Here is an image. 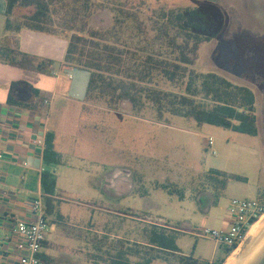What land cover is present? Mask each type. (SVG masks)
<instances>
[{"label":"rangeland","instance_id":"374dc122","mask_svg":"<svg viewBox=\"0 0 264 264\" xmlns=\"http://www.w3.org/2000/svg\"><path fill=\"white\" fill-rule=\"evenodd\" d=\"M24 1H17L13 21H22L38 10ZM113 1L125 5L121 15L125 22L118 28L122 39L138 35L137 25L152 37L153 10L197 7L219 11L223 30L200 46L192 69L250 88L256 97L258 135L200 126L191 118L167 112L160 116L146 100L136 112L130 102L108 97L93 95L85 101L68 98V102L57 99L51 109L50 131L60 162L48 165L50 170L56 169L57 183L54 197L44 199L49 216L48 244L42 250L48 257L46 264H93L90 257L100 254L101 248L104 251L126 238L134 241H126L134 263L153 257L150 264L221 259L225 247L194 234L205 228L220 229L217 221L224 205L234 198L253 199L257 187L262 190L258 200L264 204V180L259 182L257 177L264 169V0ZM248 3L258 7H246ZM117 15L114 7L98 8L90 19V29H112ZM72 34L64 32L56 37L68 44ZM154 77L152 86L156 89L183 92L184 86H174L161 74ZM211 137L215 155L206 147ZM215 169L226 173L224 186ZM124 171L129 174L119 175L113 185L109 175ZM209 199L216 202L210 211L206 209ZM155 228L176 237L180 252L187 258L146 246ZM256 248L259 250L251 258ZM231 255L236 264L260 261L264 255V218L225 262Z\"/></svg>","mask_w":264,"mask_h":264},{"label":"trees","instance_id":"16d2710c","mask_svg":"<svg viewBox=\"0 0 264 264\" xmlns=\"http://www.w3.org/2000/svg\"><path fill=\"white\" fill-rule=\"evenodd\" d=\"M6 1L7 32H19L23 28L61 36L64 32H73L68 39L64 65L92 72L86 100L95 95L128 101L136 112L142 110L146 100L155 106L160 116L167 112L191 118L200 126L207 124L249 136L258 135L254 92L215 73L200 74L192 69L200 46L217 38L223 30V16L219 11L197 7L153 10L150 16L152 37L137 25L136 30L141 31L138 35L122 39L118 28L125 22L121 18L125 10L123 3L115 4L113 0H25L38 10L22 21H13L11 14L18 0ZM102 7H114L118 11L115 26L103 32L90 29L92 14ZM136 37L138 43L134 45ZM156 73L174 86H184L183 92L156 89L152 86ZM44 161L46 165L60 162L51 131L46 135ZM213 172L222 177L219 180L224 186L228 180L226 173ZM42 188L46 194L54 195L56 179L52 172L43 173ZM154 230L146 246L153 251L180 252L176 237ZM127 244L120 240L104 251L101 248L100 254L91 256L90 261L93 264H150L155 259L132 262ZM232 251L234 248H222L223 258H218L216 264H224ZM189 264L199 262L190 261Z\"/></svg>","mask_w":264,"mask_h":264},{"label":"crops","instance_id":"0c3cea01","mask_svg":"<svg viewBox=\"0 0 264 264\" xmlns=\"http://www.w3.org/2000/svg\"><path fill=\"white\" fill-rule=\"evenodd\" d=\"M6 12L7 1L0 0V151L3 153L0 159V264H18L17 256L5 239L16 219L31 218L34 199L40 194L43 195V202L46 197H54L44 192L42 176L45 171L55 175L56 169L50 170L46 165L45 146L40 147L35 141H46L47 132L50 131L51 109L57 99L68 102L71 78L66 74L68 68L64 65L67 42L57 35L28 28L7 32ZM121 174L129 173L124 171L109 175L113 185ZM257 177L259 182H263V168ZM239 180L244 178L240 177ZM229 188L230 184L227 185ZM261 193V187L255 188L253 199L258 200ZM212 203L216 204L209 199L207 210H211ZM229 204L224 205L222 218L217 221L220 228ZM116 215L119 220L121 215ZM125 240L134 242L131 238ZM47 244L48 238L45 246ZM176 254L187 258L182 252ZM41 256L44 260L48 258L43 252Z\"/></svg>","mask_w":264,"mask_h":264},{"label":"built area","instance_id":"2783aa9c","mask_svg":"<svg viewBox=\"0 0 264 264\" xmlns=\"http://www.w3.org/2000/svg\"><path fill=\"white\" fill-rule=\"evenodd\" d=\"M35 143L40 147L45 146L44 139H37ZM206 147L207 150H212V154H216L212 137L206 142ZM2 158L3 153L0 151V159ZM31 213L29 219L15 220L12 231L5 241L17 256L18 264H46L41 252L47 241L49 220L44 210L42 194L32 202ZM263 216L264 204L259 200L234 198L226 210L220 229L205 228L194 235L198 238L212 239L217 245L234 248L236 251ZM199 264H216V260H200Z\"/></svg>","mask_w":264,"mask_h":264},{"label":"water","instance_id":"95a60500","mask_svg":"<svg viewBox=\"0 0 264 264\" xmlns=\"http://www.w3.org/2000/svg\"><path fill=\"white\" fill-rule=\"evenodd\" d=\"M65 72L71 78L68 96L78 101H85L89 91L92 72L79 67L68 68ZM257 264H264V255Z\"/></svg>","mask_w":264,"mask_h":264},{"label":"bare ground","instance_id":"6f19581e","mask_svg":"<svg viewBox=\"0 0 264 264\" xmlns=\"http://www.w3.org/2000/svg\"><path fill=\"white\" fill-rule=\"evenodd\" d=\"M263 218H264V216L262 217V219H263ZM262 219H261V220H262ZM261 220H260L258 223L255 224V226H254L253 229L251 230V233H250V234H252V233L258 228V225H259V223L261 222ZM258 233H259V232H258ZM258 233L256 234L255 237H257ZM258 250H259V249L256 248V250H254V252H252L251 258H253V257L256 255V253H257ZM224 264H236V260H235L234 257L231 255V256L226 260V262H225Z\"/></svg>","mask_w":264,"mask_h":264},{"label":"flooded vegetation","instance_id":"af4514ba","mask_svg":"<svg viewBox=\"0 0 264 264\" xmlns=\"http://www.w3.org/2000/svg\"><path fill=\"white\" fill-rule=\"evenodd\" d=\"M246 7H258L257 4L254 3H248L246 4Z\"/></svg>","mask_w":264,"mask_h":264}]
</instances>
